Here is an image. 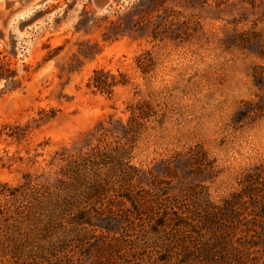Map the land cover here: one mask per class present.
Masks as SVG:
<instances>
[{"label":"rangeland","instance_id":"obj_1","mask_svg":"<svg viewBox=\"0 0 264 264\" xmlns=\"http://www.w3.org/2000/svg\"><path fill=\"white\" fill-rule=\"evenodd\" d=\"M5 10L0 190L58 176L54 205L105 213L94 226L64 219L19 231L0 218V264L15 263L13 247L39 244L18 264H264V198L213 228L192 212L156 222L166 198L188 194L182 211L200 202L190 193L219 207L264 167V0H109L104 11L97 0H36ZM99 72L110 87L94 86ZM133 113L137 133L125 138ZM120 143L136 185L100 192L84 159ZM79 155L76 182L61 167Z\"/></svg>","mask_w":264,"mask_h":264},{"label":"trees","instance_id":"obj_2","mask_svg":"<svg viewBox=\"0 0 264 264\" xmlns=\"http://www.w3.org/2000/svg\"><path fill=\"white\" fill-rule=\"evenodd\" d=\"M97 75H100V72L95 74L94 82V86L98 90L110 87L107 82L98 81L96 78ZM133 116L134 117L128 122V126H123L125 138L129 136L133 138L137 133L135 131L137 123L133 125V120L136 117L135 113H133ZM120 145L121 146L116 148L115 151H110L107 148L97 149L94 154L84 159L82 168L86 171L90 169L97 175L98 179L93 182V186L98 188L100 192L116 190V192L119 193L125 186L132 188L136 185V180L139 177L140 171L136 167L130 165L125 159V154L129 153L130 146L127 143H120ZM63 170L73 174L76 182H80L81 155L71 157L67 165L61 167V171ZM102 171L106 173V177L101 176ZM112 178L116 179L117 182H121L123 185H120L118 188H115L116 184L111 186L110 182ZM63 183L64 181L58 176L55 177L54 182H50L49 180L41 181L38 177L32 179L27 176L26 182L16 188H10L7 184L2 185L0 197L4 198L7 204L4 207L0 206V218L4 219V221H11V227H16L18 231L20 230L19 225L27 222H34L39 226L45 221L48 223H55L61 220L62 223L64 219L72 220L79 226H94L92 220L103 215L105 213L104 209L101 210L102 212L96 207L93 211L86 208L74 211L75 207H62L53 204V202H57L62 195ZM189 195L200 201L195 203L197 206L196 209L192 210L194 205H187L186 209L182 211L181 208L184 202L188 200V194H182L180 197L166 198L165 203L161 204V212L157 215L158 219L156 222L158 227H164L167 223L173 221L171 219L172 214L176 215L177 221L186 222L187 219L184 218V215L192 212L195 218L194 221L197 222L196 224L214 227L217 221H224L236 213H239V210L247 211L249 204L261 202L260 199L264 198V167L256 168L253 172L247 174L240 182V189L233 193L230 198L224 200L222 206H215L208 201H204V198L200 196L196 198V193H190ZM118 198L120 199V196H118ZM9 201H12L15 206L13 211L8 206ZM178 209H180L181 212L178 211ZM75 217L77 220H75ZM105 228L110 231L111 226L105 224ZM37 231L46 233L44 228H38ZM42 247L43 245L39 244L32 249V253H27V250L23 249L22 245L15 246L11 249V259L18 264L22 258L30 259L33 251ZM45 250L46 248L44 247L38 255L41 256L42 260L48 261L47 256L44 254ZM35 253L37 255V252ZM29 259H27V261Z\"/></svg>","mask_w":264,"mask_h":264},{"label":"water","instance_id":"obj_3","mask_svg":"<svg viewBox=\"0 0 264 264\" xmlns=\"http://www.w3.org/2000/svg\"><path fill=\"white\" fill-rule=\"evenodd\" d=\"M36 0H14V1H7L5 0L6 8L9 9L13 7L15 4H29L35 2ZM109 3V0H97L98 7L101 11H104Z\"/></svg>","mask_w":264,"mask_h":264},{"label":"flooded vegetation","instance_id":"obj_4","mask_svg":"<svg viewBox=\"0 0 264 264\" xmlns=\"http://www.w3.org/2000/svg\"><path fill=\"white\" fill-rule=\"evenodd\" d=\"M4 3H5V1H3V2L0 3V7H2V11H3V13H5V12H6L5 9H7V8H6V4H5V8H4Z\"/></svg>","mask_w":264,"mask_h":264},{"label":"bare ground","instance_id":"obj_5","mask_svg":"<svg viewBox=\"0 0 264 264\" xmlns=\"http://www.w3.org/2000/svg\"><path fill=\"white\" fill-rule=\"evenodd\" d=\"M24 6V5H23ZM3 12V11H2Z\"/></svg>","mask_w":264,"mask_h":264}]
</instances>
